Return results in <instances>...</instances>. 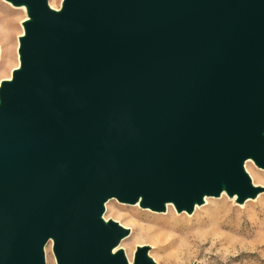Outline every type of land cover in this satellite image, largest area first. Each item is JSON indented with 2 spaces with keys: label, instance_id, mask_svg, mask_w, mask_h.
<instances>
[{
  "label": "water",
  "instance_id": "95a60500",
  "mask_svg": "<svg viewBox=\"0 0 264 264\" xmlns=\"http://www.w3.org/2000/svg\"><path fill=\"white\" fill-rule=\"evenodd\" d=\"M26 6L0 84V264H128L115 198L191 213L254 198L264 169V0H6ZM133 264H155L138 247Z\"/></svg>",
  "mask_w": 264,
  "mask_h": 264
},
{
  "label": "rangeland",
  "instance_id": "374dc122",
  "mask_svg": "<svg viewBox=\"0 0 264 264\" xmlns=\"http://www.w3.org/2000/svg\"><path fill=\"white\" fill-rule=\"evenodd\" d=\"M62 1L47 3L60 9ZM26 18L25 10L0 0V68L6 79L20 64L19 38ZM252 163L257 177L244 169L251 183L260 188L249 198L252 201L238 202L236 195L223 191L224 195L209 196L187 213L178 212L173 205L158 212L142 208L138 202L127 204L111 198L104 203L102 219L130 229L121 239L120 249L132 264L140 246L147 248L155 264H264V169L258 170ZM43 250L45 264H56L51 240Z\"/></svg>",
  "mask_w": 264,
  "mask_h": 264
},
{
  "label": "bare ground",
  "instance_id": "6f19581e",
  "mask_svg": "<svg viewBox=\"0 0 264 264\" xmlns=\"http://www.w3.org/2000/svg\"><path fill=\"white\" fill-rule=\"evenodd\" d=\"M7 2H9V1H7ZM10 4H12L11 2H9ZM49 6V8H50V10H53V11H55V12H60L61 11V9H62V6L60 7V9H58V8H53L52 6H51V4L50 5H48ZM16 8H19V9H23V10H25L26 11V13H27V8H26V6H24V5H22V6H16ZM30 19L29 18H26V20L25 21H29ZM21 36L22 37H24L25 36V32L23 31L22 32V34H21ZM19 50V49H18ZM1 52V54H2V51H0ZM1 54H0V59H1ZM18 70L20 69V64L16 67ZM2 69L0 68V80H1V82H3V81H11L12 79H11V77H12V75H11V77L10 78H8V79H6L4 76H6V75H2ZM1 84V83H0ZM253 163H252V161H251V159H248V160H246L245 162H244V164H243V167H244V169L246 170V171H250V172H252L253 173V175L254 176H256V172H255V170L253 169ZM257 166V165H256ZM255 166V167H256ZM258 168V167H257ZM258 170H263V169H260V168H258ZM257 177V176H256ZM250 178V177H249ZM252 178V177H251ZM252 180H253V178H252ZM253 183H254V180H253ZM253 186H256L255 184H253ZM221 193H223V191L221 192ZM223 195H224V193H223ZM223 195H221V196H223ZM222 198V197H221ZM141 200V199H140ZM140 200L138 201V204H140ZM247 200V202L249 201V200H254V199H246ZM108 201V200H107ZM204 201H207V196H205V197H203V203H204ZM105 205V204H104ZM168 206H172V204L171 203H166L165 204V208H168ZM199 206L198 205H195L194 206V209L196 210L197 208H198ZM105 208H106V205H105ZM195 210H193V211H195ZM105 211V210H104ZM102 217V216H101ZM106 222V221H105ZM107 223V222H106ZM124 229H126L127 231H129L130 229H128V228H125V227H123ZM123 241L121 240V243H122ZM121 243L117 246V247H115L113 250H112V254H115L118 250H121L120 248V245H121ZM48 246V245H47ZM46 246V247H47ZM140 247H143V246H140ZM45 254H47V251H45ZM125 255H127V254H125ZM130 255V254H129ZM128 260L129 261H131V259H130V256H128ZM128 260H127V262H128ZM128 264H132L131 262H128Z\"/></svg>",
  "mask_w": 264,
  "mask_h": 264
}]
</instances>
